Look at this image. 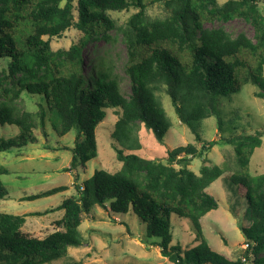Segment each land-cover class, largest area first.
Segmentation results:
<instances>
[{
	"label": "trees",
	"instance_id": "obj_1",
	"mask_svg": "<svg viewBox=\"0 0 264 264\" xmlns=\"http://www.w3.org/2000/svg\"><path fill=\"white\" fill-rule=\"evenodd\" d=\"M146 0H0V127L9 125L17 133L0 136V152L35 144L36 118L45 133L48 122L58 137L74 133L72 146L53 150L71 153L69 168L75 170L98 157L97 127L107 110H117L111 134V149L120 162L115 172L95 170L74 184L75 196L43 212L63 211L55 221L57 230L43 238L21 230L25 215L0 212V264H49L66 256L70 247L82 243L79 227L99 207L122 217L127 228L134 216L145 225L144 241L159 248L173 264H264V172L248 173L249 159L261 146L263 133L225 134L219 98H229L243 85L251 84L255 96L264 101V13L260 0H159L166 14L149 19ZM137 9L122 27L109 12ZM242 19L253 28V38L244 34L231 38L221 28L207 24ZM80 37L69 48L53 50V39L71 30ZM120 31L126 49L124 72L130 94L120 92L112 62L104 57L86 72L83 51L88 42ZM170 99L178 120L187 126L200 149L193 144L167 151L165 162L141 157L127 150L138 149L137 124L161 143L171 128L159 93ZM22 94L40 97L38 112L20 111ZM216 120V137L203 141L195 123ZM117 145H116V144ZM214 146H232L235 169L222 177L227 167L202 158L199 175L189 169L194 158L203 157ZM9 170L0 164V177ZM222 177V178H221ZM221 178L236 217L243 200L250 223L241 226L246 242L242 259L229 260L212 251L204 239L200 219L217 208L207 187ZM77 179V178H76ZM67 190L60 185L22 200H36ZM8 191L0 179V200ZM187 219L197 244L183 248L172 244V216ZM73 264H83L75 262Z\"/></svg>",
	"mask_w": 264,
	"mask_h": 264
},
{
	"label": "rangeland",
	"instance_id": "obj_2",
	"mask_svg": "<svg viewBox=\"0 0 264 264\" xmlns=\"http://www.w3.org/2000/svg\"><path fill=\"white\" fill-rule=\"evenodd\" d=\"M223 0H219L221 3ZM146 15L149 19L163 18L166 14L159 0H146ZM261 11L264 13V0H260ZM137 9L129 8L122 12H109V16L117 26L122 27L127 18ZM207 28H221L231 38L244 34L253 38L252 26L242 20L234 19L228 22H215L207 24ZM80 34L71 29L62 38L53 39V50L67 49L75 43ZM85 71H90L91 65L100 57L112 62L114 72L118 76L120 92L127 98L130 94V81L124 72L126 62V49L120 31L108 32L106 38L93 40L87 43L83 51ZM5 63L0 62V71ZM258 89L245 84L229 98H219L220 116L223 121V132L229 134H254L256 131L263 133L261 146L255 148L248 164V173L252 176L264 172V101L257 98ZM162 106L171 122V128L165 134L161 143L157 142L154 135L141 124H137L134 135L139 144L138 149L127 150L141 157L165 162L167 151L179 146L193 144L200 149L201 143L195 141L191 131L182 124L171 105L170 99L163 92L159 93ZM40 97L22 94L16 102L20 111L37 114ZM107 117L97 127L96 137L98 143V157L89 161L84 166L75 170L70 169L71 153L67 150H53L61 146H72L74 133L69 132L63 137H58L45 122V133L36 118L35 134L37 143L28 144L21 149H11L0 152V164L9 170L8 175L0 177L5 184L8 195L0 200V212L15 215H25V222L21 230L34 237L43 238L57 230L55 221L61 218L63 211H53L41 216H30V213L43 212L53 209L69 196H75V183L85 180L95 170L105 169L115 172L120 168V162L115 158L111 149L112 131L118 118L117 110H107ZM196 129L203 141H210L216 137L217 127L214 117H208L195 123ZM17 133L14 126L0 127V136L12 137ZM116 144V143H115ZM117 145V144H116ZM209 159L212 165L227 167L222 177L231 175L237 169L232 146H214L204 153L203 157L194 158L189 169L199 175L202 158ZM221 177V178H222ZM77 178V179H76ZM221 178L212 182L206 189L217 202V208L211 210L200 219L201 231L209 248L229 260L242 259L246 242L240 231L241 226L250 223L248 208L243 200L237 206L235 217L229 210L232 200L226 194ZM64 185L67 190L52 196L36 200H22L23 197L36 194L49 188ZM123 217V216H122ZM122 217L107 214L96 207L82 222L79 231L82 243L78 247H70L65 257L49 264H173L160 254L157 247L145 242V225L133 215L134 221L128 228L122 224ZM172 244H180L183 248L195 246V232L191 222L187 219L172 216ZM264 257V253L260 255ZM252 258L243 264H253Z\"/></svg>",
	"mask_w": 264,
	"mask_h": 264
},
{
	"label": "built area",
	"instance_id": "obj_3",
	"mask_svg": "<svg viewBox=\"0 0 264 264\" xmlns=\"http://www.w3.org/2000/svg\"><path fill=\"white\" fill-rule=\"evenodd\" d=\"M246 247H247V245H246Z\"/></svg>",
	"mask_w": 264,
	"mask_h": 264
}]
</instances>
